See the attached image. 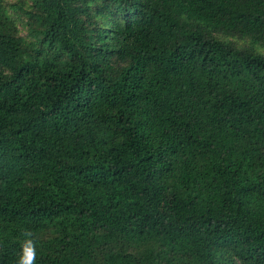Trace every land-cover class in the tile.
Wrapping results in <instances>:
<instances>
[{
	"label": "trees",
	"instance_id": "16d2710c",
	"mask_svg": "<svg viewBox=\"0 0 264 264\" xmlns=\"http://www.w3.org/2000/svg\"><path fill=\"white\" fill-rule=\"evenodd\" d=\"M6 2L0 264H264V0Z\"/></svg>",
	"mask_w": 264,
	"mask_h": 264
},
{
	"label": "clouds",
	"instance_id": "9594fccd",
	"mask_svg": "<svg viewBox=\"0 0 264 264\" xmlns=\"http://www.w3.org/2000/svg\"><path fill=\"white\" fill-rule=\"evenodd\" d=\"M23 239L15 264H37V247L39 237L32 229L22 230Z\"/></svg>",
	"mask_w": 264,
	"mask_h": 264
},
{
	"label": "rangeland",
	"instance_id": "374dc122",
	"mask_svg": "<svg viewBox=\"0 0 264 264\" xmlns=\"http://www.w3.org/2000/svg\"><path fill=\"white\" fill-rule=\"evenodd\" d=\"M7 1L6 3H12V2H15L17 0H5ZM22 36H25V31L22 29ZM231 39H227L226 41H230ZM233 44H235L236 46L238 47H250V44L248 41H232ZM254 51L261 54V55H264V49L262 48H256L254 47Z\"/></svg>",
	"mask_w": 264,
	"mask_h": 264
}]
</instances>
